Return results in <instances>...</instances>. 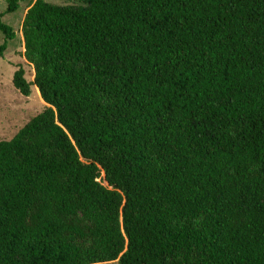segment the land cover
I'll return each mask as SVG.
<instances>
[{
  "label": "trees",
  "instance_id": "obj_1",
  "mask_svg": "<svg viewBox=\"0 0 264 264\" xmlns=\"http://www.w3.org/2000/svg\"><path fill=\"white\" fill-rule=\"evenodd\" d=\"M78 1L24 16L0 264H264V0Z\"/></svg>",
  "mask_w": 264,
  "mask_h": 264
},
{
  "label": "rangeland",
  "instance_id": "obj_2",
  "mask_svg": "<svg viewBox=\"0 0 264 264\" xmlns=\"http://www.w3.org/2000/svg\"><path fill=\"white\" fill-rule=\"evenodd\" d=\"M34 1V0H32ZM32 1L18 0V8L11 13L4 14L2 20L9 24L15 38L7 41L6 49L0 56V140L12 138L33 116L41 112L46 104L42 101L34 85L31 93L24 96L13 86V72L22 66L28 81L34 78L32 64L24 56L22 25L24 16ZM57 5L79 4L78 0H45ZM8 6V0H0V13ZM4 37L0 33V45ZM96 264H118L117 261Z\"/></svg>",
  "mask_w": 264,
  "mask_h": 264
}]
</instances>
